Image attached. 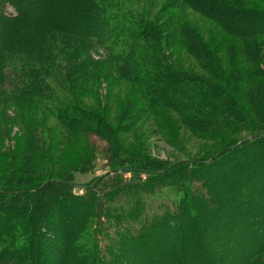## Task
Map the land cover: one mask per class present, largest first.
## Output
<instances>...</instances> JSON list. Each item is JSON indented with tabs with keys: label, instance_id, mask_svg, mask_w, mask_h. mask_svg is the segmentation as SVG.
Segmentation results:
<instances>
[{
	"label": "trees",
	"instance_id": "1",
	"mask_svg": "<svg viewBox=\"0 0 264 264\" xmlns=\"http://www.w3.org/2000/svg\"><path fill=\"white\" fill-rule=\"evenodd\" d=\"M10 1L17 4L16 0ZM101 1L92 0L91 14L83 13L79 18L70 19L68 23H62L61 25L64 26L59 29H65V32L66 29L73 32L87 29L86 33L88 36L91 34L94 46L104 49L107 53L108 61L113 67L112 71H116V75L121 79L127 81L130 79L138 85L135 91L139 104L144 102L146 109L152 113L163 110L177 113L181 116L182 123L186 125L188 120L192 119L193 128L199 135L209 132L214 123L246 125L251 134L237 138L238 144L229 143L230 145L216 150L207 157L175 162L165 168L163 164L153 163L156 162L153 159L141 158L121 167H113L89 184L73 182L72 178L65 176L62 179L29 182L21 187L6 186L7 189L0 190V219L3 215L9 216L8 221L0 227V237L3 239L0 243V262H3L0 264H45L46 256L52 251L45 246L47 236L50 235L46 233L47 227H53V216L62 213L60 218H63V211H66L64 205H72L77 210H80L82 205V212L79 215L84 218L77 217L82 219L75 226L72 235H66L59 230L60 238L64 236L73 238V243L68 241L70 252L66 251L64 256L70 253L76 258L75 260L68 258L64 261L61 257L59 264H122L120 260L124 256H129L132 262L135 261L133 264H149L152 259L156 262L155 258L159 255H167L171 259L163 264H194L192 257L202 255L205 259L204 254L200 255V250L205 245L199 243L196 238L199 236L200 228L195 238L191 234L196 233L198 223L200 227H206L205 230L210 233L218 230L217 226L231 201L226 198L224 202L227 203L222 204L223 201L221 202L220 197L216 196L217 192L220 196H224L230 189L238 190L246 195L247 205L257 204L258 200H261L260 195L264 186L258 181L245 177L242 166L232 163L230 159L238 153H242L245 157L253 153L259 154L264 159V133H258L264 132V105L253 110L252 120L242 102L240 103L238 97L234 95L233 89L196 76L194 73L189 72V74L186 71L185 73L188 74L186 75L175 69L166 54L167 44L163 43L162 26L155 24L143 13L133 11L119 2ZM200 2H203L204 8H208V12L213 11L209 6L214 5L224 15L236 16L231 21L227 19L224 23L220 21L224 29L234 34L244 44L242 50L238 48L240 50L238 55L230 49L229 58L235 55L237 58V60L233 59L235 66L239 65L236 63L238 60L242 65L246 64L244 61L246 57L254 65L248 72L243 66L238 67L239 70L236 71L238 80L247 81L253 78L251 76H263L264 67L261 70L258 66V63L264 59V14L258 13L263 11L248 9L245 4L227 7L222 0H200ZM204 2L208 3V6ZM18 17L16 16L13 21ZM254 22L262 24L263 27H257ZM251 37H260V39ZM193 40H186L185 37L184 44L188 53L202 62H208L209 70L214 75H219L222 69L220 58L216 57V53L214 54L202 39ZM19 43L15 39L10 51L16 46L12 51L13 56H16L13 57L14 69L18 71V75H26L31 79L28 85L23 86L19 79L12 75L13 71L9 68H13V65L9 58H5L6 53L0 58V100L1 98L8 100L7 105L10 106L8 109L14 108L15 118H20V111L23 110L25 119H29L31 109L30 106L26 108L27 100L39 98V95L30 97L21 92L22 89L24 92H36L35 79L38 85L40 83L39 73L34 65L38 63L34 52L40 50L44 52L42 55L45 61H40L42 65L45 64L44 69H50L56 74L61 71L66 79L70 75L72 81L69 83L72 86L84 82L94 83L97 80L100 64L90 62L91 58L88 55L76 57L74 53L68 54L67 60L70 61L68 64L63 63L69 70L62 71L61 68L60 70L57 68L61 66L60 61L66 55L62 53L64 49L57 50L53 44L39 39L38 47L32 49L30 56L27 54L25 59H22L24 57L18 46ZM234 45L237 46L232 42V46ZM46 60L49 63L55 62V67L47 66ZM43 70L40 71L41 75H45ZM260 71H263L262 74L259 73ZM49 76L53 78L52 74ZM42 82L44 83L43 80ZM250 83H253L256 92L264 86L256 85L254 81ZM56 106L58 108L53 109L55 117L68 131V128L78 131L88 127L92 131L101 127L108 128L101 114L83 108L76 100L58 103ZM142 108L143 110L135 111V114L130 113L127 120L137 122L138 113L145 112L143 104ZM244 138L248 139L243 140ZM226 162L231 167L229 169L233 171L231 176L234 178L229 180V177L220 174L218 177L221 181H217L213 175L212 178L206 176L208 172L214 171L216 163L226 164ZM243 178L248 187L243 185ZM217 201L222 207L216 206ZM233 208L242 209L239 206ZM214 209L221 215L218 213L214 215ZM211 212L213 216L208 217ZM253 216L248 215L247 219L245 218L246 222L249 224L257 222L252 218ZM232 222L234 220L228 219L226 224L230 223L229 226L232 227ZM257 248L264 251V241ZM137 259L141 262L137 263ZM154 262L151 264H156ZM197 264L213 263L207 259Z\"/></svg>",
	"mask_w": 264,
	"mask_h": 264
},
{
	"label": "rangeland",
	"instance_id": "2",
	"mask_svg": "<svg viewBox=\"0 0 264 264\" xmlns=\"http://www.w3.org/2000/svg\"><path fill=\"white\" fill-rule=\"evenodd\" d=\"M91 1L16 0L17 4H15L10 0H0V58L2 54H7L5 58H9L13 65V68L10 67L9 70L13 71L12 75L16 76L23 86L28 85L31 79L26 75H18V71L14 69L15 58L13 57L16 56H13L12 51L16 49V46L12 48V51H10V46L12 47L15 39L20 42L18 46L24 57L22 59H25L27 54L30 56L32 49L38 47L39 39L45 43L53 44L57 50L64 49L62 53H66V55L60 61L62 63L57 70L60 68L62 71L69 70L63 62L68 64L70 60H67V56L69 57L68 54L72 53L76 57L88 55L91 58L90 62L100 64L96 75L97 80L94 83L84 82L81 85L72 86L69 83L72 81L70 75L66 79L61 71L56 74L52 73L50 69H44L45 64L42 65L40 62L45 61L42 55L44 52L42 50L34 52L37 55L36 60H38V63L34 65L35 70L39 73L40 83L38 85L35 79L36 92L21 90L30 97L39 95L38 99L27 100L26 108L30 106L31 109V111L28 110L30 111L29 119H25L23 110H19L20 118H15L14 108L8 109L10 107L7 105L8 100L6 98L0 100V190L7 189L6 186L21 187L25 183L42 179H62L65 176L72 178L73 182L89 184L99 175L109 172L113 167H121L139 161L141 158L153 159L156 161L153 163L163 164L165 168L175 162L207 157L216 150L230 145L229 143H237V138L251 134L248 126L245 127L246 125L214 123L209 132L199 135L193 128L192 119L188 120L189 125L187 124V126L182 123L181 116L177 113L164 112V110L152 113L146 109L144 102L139 104L135 91L137 84L131 82L129 78V81L121 79L119 75H116V71H112L113 67L108 61L107 53L104 49L94 46L91 34L88 36L86 33L87 29L79 30V32L69 29H66L65 32V29H59L64 26L61 25L62 23H68L70 19L79 18L83 13L90 12L91 14ZM109 1L119 2L133 11L143 13L155 24L164 28V42L163 40L162 42L167 44L166 54L175 69L183 73L186 71L194 73L196 76L207 78L233 89L234 95L238 97L240 103L242 102L245 111L251 115V119L254 114L253 110L264 105V86L259 90L260 92H256L252 86L253 83H250V81H254L256 85H264V75L251 76L253 78L247 81H240L236 75L238 67L243 66L248 72L254 65L246 57L244 58L246 64L242 65L238 60L236 63L239 65L235 66L234 60H237L235 55L229 58L230 49L238 55L237 53L240 52L238 48L240 47L242 50L244 44L242 40L224 29L220 21L223 23L226 22L225 19L231 21L236 17L235 15H233L234 17L226 16L210 3L209 8H212L213 11L208 12V8H204L203 2L200 0H106V2ZM222 2L227 7L245 4L248 9L263 11V13H258L264 14V0H222ZM205 4L208 6V3ZM16 16H19L16 18L18 20L13 21ZM254 24L259 28L263 27L260 23L254 22ZM185 37L190 41H194L193 39L201 41L202 39L211 51L216 53V57L220 58L222 68L219 75L216 76L209 70L208 62H202L199 58L188 53L184 44ZM251 38L260 39V37ZM232 42H235L237 46H232ZM46 65L54 68L55 62L49 63L46 60ZM258 66L262 70L264 59L258 63ZM42 70L45 75L40 74ZM262 72L259 73L262 74ZM51 74L54 79L49 76ZM250 88L253 89L250 90ZM73 100H76L83 108L101 114L108 128L101 127L99 129L97 127L96 131H92L90 127L82 131L64 129V124L55 117L53 109L58 108L56 106L58 103H67ZM142 104L145 106V112L138 113L137 122H129L127 118L130 113L135 114V111L143 110ZM48 108H52V110H48ZM34 118L36 119L34 120ZM249 157L238 153L230 160L232 163L242 166L245 177L258 181L264 186V168H262L264 159L254 153ZM229 167L228 162L226 164L216 163L214 171L208 172L206 176L212 178L213 175L215 180L221 181L218 176L223 174L230 180L234 177L231 176L233 171ZM243 182V185L247 186L244 178ZM218 190L220 191V189ZM225 194L220 196V193L217 192L216 195L220 197L221 202L223 201L222 204L227 203L224 202L226 198L231 200L217 226L218 230L210 233L205 230L206 227H200V223H198L195 229L196 233L191 234L195 238L198 229L204 228L203 231L199 229L198 237L200 238H196L199 243L205 245L200 250V255L204 254L205 259L202 255L190 258L194 264L207 259H210L213 264L219 261V264H264V251L256 249L264 241V189L260 195L261 200L256 201L257 204L253 203V205L245 204L246 195L238 190L230 189ZM215 204L217 207L221 206L218 201ZM238 206L242 209L233 208ZM82 207L81 205L80 210H77L72 205H64L66 211H63V218H60L62 213L52 217L53 227H47L48 232L45 231L48 233L47 235L50 234L45 242L46 249L52 251L46 256L45 264H59L61 257L64 261H67L68 258L76 259L70 253L68 256H64L66 251L70 252L68 241L73 243V238L70 236L60 238L59 230L65 232L66 235H72L77 223H80L84 218L79 215L82 212ZM213 213L216 215L218 212L214 209ZM209 214L208 217L213 216L212 212ZM248 215H254L252 218H255L257 222L247 223L245 218L247 219ZM78 216L82 218L79 217V220ZM2 219H0V227L8 221L9 216L3 215ZM228 219L234 220L232 227L229 226L230 223L226 224ZM2 240L0 237V243ZM189 254L191 255L190 252ZM155 259L156 262L152 259L151 263L160 262L163 264L165 261L171 260L167 255H159ZM120 262L133 264L135 261L132 262L129 256H124ZM139 262L141 260L137 259V263Z\"/></svg>",
	"mask_w": 264,
	"mask_h": 264
},
{
	"label": "water",
	"instance_id": "3",
	"mask_svg": "<svg viewBox=\"0 0 264 264\" xmlns=\"http://www.w3.org/2000/svg\"><path fill=\"white\" fill-rule=\"evenodd\" d=\"M246 140V139H245Z\"/></svg>",
	"mask_w": 264,
	"mask_h": 264
}]
</instances>
